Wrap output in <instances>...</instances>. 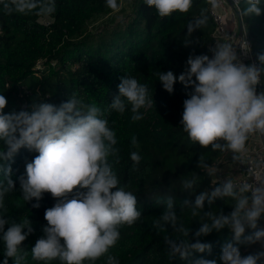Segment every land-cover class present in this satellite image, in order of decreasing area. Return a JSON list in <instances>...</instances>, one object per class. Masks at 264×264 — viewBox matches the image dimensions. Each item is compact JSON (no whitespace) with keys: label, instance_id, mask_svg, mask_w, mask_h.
Returning a JSON list of instances; mask_svg holds the SVG:
<instances>
[{"label":"clouds","instance_id":"obj_1","mask_svg":"<svg viewBox=\"0 0 264 264\" xmlns=\"http://www.w3.org/2000/svg\"><path fill=\"white\" fill-rule=\"evenodd\" d=\"M219 7V0H210ZM239 5L240 0H234ZM247 8L241 17L262 14V0H245ZM149 8H155L161 18L173 13H187L192 0H144ZM108 7L117 9V0H106ZM6 14L13 12L27 15L37 11L42 15L55 12V0H0ZM206 17L189 24L190 36L196 28L206 23ZM206 54L189 55L185 70L176 76L172 71L157 73L163 89L169 94L179 82L185 89L191 88L183 101L180 124L190 140L201 147L211 146L213 150H230L234 158L246 151V142L251 134H264V91L257 93L264 68L256 64H245L231 44H218ZM264 64V54L258 56ZM118 94L110 103V109L123 115L130 108L133 122L143 119L140 109L154 103L148 88L136 78L121 77ZM7 99L0 94V240L3 242V264H25L28 252L24 241L33 233L31 221H9L3 214L5 196L16 186L11 179L12 168L8 163L21 148L38 153L26 163V175L19 178L23 200L36 201L33 208H39V201L45 193L51 194L55 204L47 208L43 235L31 248L32 259L43 264L59 261L60 264H95L106 256V264H119L116 257L107 255L120 239V228L132 226L142 216L137 208V196L120 184L119 178L109 162H117L115 131L103 118L96 104L84 105L75 94L59 106L40 102L32 111L5 113ZM138 144L135 137L132 145ZM136 168L142 157L137 151L130 153ZM199 167H207L201 158ZM195 180H186L185 190L192 194ZM231 198L235 203L232 211L219 214L204 211L205 202L212 205L218 198ZM166 207L153 226L160 231L171 228L188 239L165 237L169 255L189 261V264H217L216 259L198 258L190 260L194 253L211 251V244L201 242L213 231L228 229L232 239L221 247L222 264H264V182L253 186L243 183L239 186L226 180L210 191L195 193V199H184L183 206L193 216H203L209 222H200V227L190 238V228L178 223V216L172 197L165 201ZM203 219V218H202ZM7 225V228H6ZM251 230L246 235V231ZM259 243L261 250L242 255L240 245Z\"/></svg>","mask_w":264,"mask_h":264},{"label":"trees","instance_id":"obj_2","mask_svg":"<svg viewBox=\"0 0 264 264\" xmlns=\"http://www.w3.org/2000/svg\"><path fill=\"white\" fill-rule=\"evenodd\" d=\"M117 4L119 8L120 0ZM55 5L56 10L50 15L37 11L27 15L6 14L0 5V94L8 101L4 112H31L32 106L40 102L59 106L72 94L84 105L100 107L103 118L116 133L115 147L119 149L118 162L111 157L109 162L120 184L137 196V208L142 212L140 220L132 226L120 228V239L107 255L116 257L119 264H189L187 260L171 257L165 243V237H188L170 227L160 231L153 226V221L164 211L166 199L172 197L178 223L190 228V238L200 227V222L210 223L203 211L199 216H193L191 210L183 206V200H194L195 193L210 191L222 184V181L213 183L210 169L221 164L227 155L233 157L235 154L230 150H213L211 146L203 148L190 140L180 121L183 101L192 89H185L177 82L174 92L169 94L163 89L157 73L170 70L179 76L185 70L190 54L208 55V45L214 39L212 33L215 29L210 0H192L187 13L177 12L164 18L155 8L145 5L144 0H133V9L126 20L98 33L89 29V22L118 9L108 7L106 0H55ZM247 6L242 0V10ZM261 7V15L243 17L257 58L264 54V0ZM205 17L206 23L189 36L188 25L195 26L197 20ZM42 18L48 22L40 20ZM40 62L44 65L42 70L37 69ZM261 65L264 68V64ZM124 76L134 77L145 84L154 101L151 107L140 109L143 119L136 122L131 120L130 108L121 115L109 107ZM23 87L29 92L25 93ZM133 137L138 142L136 147L132 145ZM3 148L4 143L0 141V149ZM132 151L142 157L136 168L130 159ZM36 155L35 151L21 148L8 162L16 188L6 194L4 201L6 211L3 214L10 222H20L28 217L34 229L24 241L28 252L25 264H43L32 259L30 250L43 235L42 229L47 224L45 210L56 202L49 193L39 201V208L32 207L35 200H23L19 178L26 175V163ZM201 158L207 167L197 166ZM193 179L195 184L190 194L183 184ZM0 180H4L2 173ZM234 203L228 197L218 198L212 205L206 201L204 211L219 214L223 210L228 214ZM263 223L264 219H261L259 226L262 227ZM250 232L247 230L246 235ZM200 239L211 244V251L194 253L189 259H216L217 264H222L219 259L221 247L232 239L231 232L228 229L213 231ZM253 246L240 245L241 254H250L249 248ZM4 258L0 240V264ZM9 264H13L11 259ZM95 264H106V256Z\"/></svg>","mask_w":264,"mask_h":264},{"label":"built area","instance_id":"obj_3","mask_svg":"<svg viewBox=\"0 0 264 264\" xmlns=\"http://www.w3.org/2000/svg\"><path fill=\"white\" fill-rule=\"evenodd\" d=\"M220 6L211 8V14L215 22V29L212 33L213 41L209 43L208 49L218 45L228 43L236 48L237 55L245 64H256L262 67L260 61L254 53V46L250 40L243 17L242 0L239 5L234 0H219ZM228 9L232 10L229 14ZM243 23V34L240 35V23ZM208 56L212 52L208 51ZM263 88V73L261 75V84L257 85V93ZM237 155V154H235ZM226 180H232L237 186L243 183H249L253 186L264 182V134L256 132L250 135L246 142V151L239 154L236 158L235 174L229 175ZM225 180V181H226Z\"/></svg>","mask_w":264,"mask_h":264},{"label":"rangeland","instance_id":"obj_4","mask_svg":"<svg viewBox=\"0 0 264 264\" xmlns=\"http://www.w3.org/2000/svg\"><path fill=\"white\" fill-rule=\"evenodd\" d=\"M132 9L133 0H120V6L117 10L110 14L99 15L93 20H91L89 22V29L94 33L109 29L110 27L116 25L118 22L126 20L129 14L131 13ZM40 20H42L43 22H48L46 18H42ZM43 68L44 65H42V63L40 62L38 64L37 69L42 70ZM40 74L41 72H39V75ZM23 89L26 91L25 93L29 92V89L27 87H23ZM28 95H31V93H29ZM23 106H25V103ZM234 156L230 157L229 155H227L223 158V162H221V164L219 163L220 165L217 163L210 169L214 177L213 183H216L217 181L224 182L229 175L235 174L236 158L234 159ZM262 227H264V223L262 224ZM249 250L251 253H255L261 250V245L259 243H256L253 247H250Z\"/></svg>","mask_w":264,"mask_h":264},{"label":"water","instance_id":"obj_5","mask_svg":"<svg viewBox=\"0 0 264 264\" xmlns=\"http://www.w3.org/2000/svg\"><path fill=\"white\" fill-rule=\"evenodd\" d=\"M243 34V23L241 22L240 23V35H242Z\"/></svg>","mask_w":264,"mask_h":264},{"label":"crops","instance_id":"obj_6","mask_svg":"<svg viewBox=\"0 0 264 264\" xmlns=\"http://www.w3.org/2000/svg\"><path fill=\"white\" fill-rule=\"evenodd\" d=\"M228 12H229V14H231L232 13V10L228 9Z\"/></svg>","mask_w":264,"mask_h":264}]
</instances>
